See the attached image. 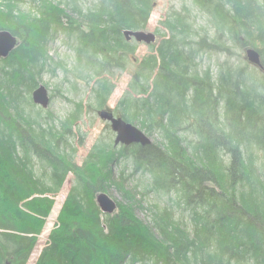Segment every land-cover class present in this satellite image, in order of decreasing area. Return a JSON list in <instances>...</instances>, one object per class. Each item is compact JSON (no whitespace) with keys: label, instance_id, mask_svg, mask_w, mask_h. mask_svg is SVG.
Here are the masks:
<instances>
[{"label":"trees","instance_id":"obj_1","mask_svg":"<svg viewBox=\"0 0 264 264\" xmlns=\"http://www.w3.org/2000/svg\"><path fill=\"white\" fill-rule=\"evenodd\" d=\"M83 1L0 0V31L17 38L0 58V264H27L43 227L35 207L50 211L69 175L35 264H264V0H189L208 27L183 0L141 60L123 31L145 30L156 0ZM60 30L92 81L94 109H108L113 72L136 63L112 112L157 141L115 145L108 135L76 164L82 102L56 123L31 101L54 72L48 44ZM200 52L225 59L202 69ZM137 173L150 178L143 196L168 202H129L124 184ZM112 187L127 205L104 214L96 198Z\"/></svg>","mask_w":264,"mask_h":264},{"label":"rangeland","instance_id":"obj_2","mask_svg":"<svg viewBox=\"0 0 264 264\" xmlns=\"http://www.w3.org/2000/svg\"><path fill=\"white\" fill-rule=\"evenodd\" d=\"M27 1L29 2V0ZM28 2L23 4L24 10H28ZM183 2V0H156L155 7L153 8L149 19V24L147 28L143 30L144 32H150L155 35V43L158 41L155 29L162 28L160 22L164 21L165 16L172 10H179ZM79 3L87 5V3H84L83 0H79ZM185 3L191 6L189 0H185ZM191 8L192 16L196 20V23L198 25L208 27L206 16L199 13L192 6ZM57 35V38L52 39L48 44V55L51 59V61H49V69H53L54 72L45 71L42 74V78L38 81V83L44 85L48 91V95L50 97L49 105L47 108L42 109V107L37 106L34 103L33 104L35 109L41 110V114L43 116L48 115L46 112L49 111L54 116L51 121L60 123L67 117V115H69V113L73 111L75 104L82 102L85 107L84 112L81 119H79L73 128L75 131V139L73 140V143L77 148L75 160L76 164L80 165L95 141H98L103 137H108V135H111L114 141L115 133L112 131L108 122L99 118V110L94 109L90 105L91 90L89 89L92 85V81L89 82L90 78L86 75L84 68L79 66L76 62V53L70 45V42L65 39L66 36L62 30H60ZM149 52L150 49L148 45L139 43L133 57L141 60L142 57ZM199 57L200 68H211L213 71H216L218 69V65H220L225 59L224 56L215 53L208 54L200 52ZM133 63L136 65L134 61H129L125 70L114 71L113 75L110 77L116 86L114 93L109 100L108 109L111 111H113L118 99L123 95L128 87V83L133 73ZM135 126L138 127L136 124ZM145 134L147 135V133ZM147 136L152 142L158 140L155 136ZM259 156L262 157L263 153L259 152ZM149 182L150 178L147 174L137 173L129 177L124 184L125 190L129 192L127 200L129 202L132 200L133 204H137L141 201V205L143 207H146L147 203H153L154 201L157 203L168 202V197L163 195L143 196L144 188H147ZM71 184L72 176L69 175L61 191L54 197V199H52L54 204L50 211L44 213L41 212V207H35V210L39 213V215H34L33 217H35V219L41 218L43 220V227L37 237V245L35 246L27 264H35L42 248L47 242V237L50 231L57 225V216ZM106 194L115 202L127 205V201L122 198V195L116 188L112 187L108 192H106ZM145 201L146 204L144 203ZM135 213L138 219L147 223V219L141 209L136 208Z\"/></svg>","mask_w":264,"mask_h":264},{"label":"water","instance_id":"obj_3","mask_svg":"<svg viewBox=\"0 0 264 264\" xmlns=\"http://www.w3.org/2000/svg\"><path fill=\"white\" fill-rule=\"evenodd\" d=\"M123 35L127 41L133 39L137 43L150 45L156 40L153 33L144 31H123ZM17 38L9 31H0V58L7 57L16 47ZM246 58L250 64L262 68L260 55L255 49L246 51ZM32 102L45 109L48 107L50 97L46 87L40 84L31 94ZM101 120L110 124L112 131L115 133L114 144H122L125 146L131 144H139L140 146H148L152 143L151 139L137 126L126 122L120 116H115L111 110L103 109L98 111ZM98 207L104 214L113 213L117 205L106 193H100L96 198Z\"/></svg>","mask_w":264,"mask_h":264}]
</instances>
